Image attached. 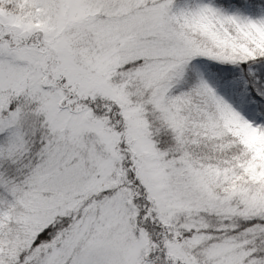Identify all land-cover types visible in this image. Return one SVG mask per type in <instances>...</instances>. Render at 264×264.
Returning a JSON list of instances; mask_svg holds the SVG:
<instances>
[{
  "label": "snow or ice",
  "instance_id": "snow-or-ice-1",
  "mask_svg": "<svg viewBox=\"0 0 264 264\" xmlns=\"http://www.w3.org/2000/svg\"><path fill=\"white\" fill-rule=\"evenodd\" d=\"M0 264H264V0H0Z\"/></svg>",
  "mask_w": 264,
  "mask_h": 264
}]
</instances>
